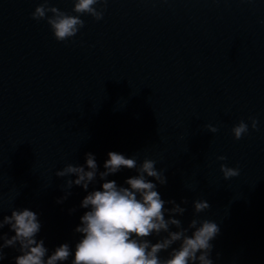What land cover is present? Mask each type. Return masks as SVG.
<instances>
[{"label": "water", "instance_id": "1", "mask_svg": "<svg viewBox=\"0 0 264 264\" xmlns=\"http://www.w3.org/2000/svg\"><path fill=\"white\" fill-rule=\"evenodd\" d=\"M40 3L0 0V218L28 208L49 254L62 243L74 251L87 192L68 190L76 177L55 172L84 165L89 152L103 171L115 151L166 170L165 185L153 182L186 208L176 217L185 227L194 216L219 225L214 264H264V0H108L97 5L103 19L81 16L84 27L65 42L32 19ZM49 6L76 15L73 0ZM241 120L249 131L236 140ZM222 163L240 174L225 180ZM136 174L108 179L126 186ZM199 199L211 207L195 214ZM4 252L0 264H15L19 253Z\"/></svg>", "mask_w": 264, "mask_h": 264}, {"label": "clouds", "instance_id": "2", "mask_svg": "<svg viewBox=\"0 0 264 264\" xmlns=\"http://www.w3.org/2000/svg\"><path fill=\"white\" fill-rule=\"evenodd\" d=\"M107 2L73 0L72 11L76 15H71L49 6L50 0H41L31 16L37 21L46 19L54 38L58 42H65L84 27L81 16L90 15L97 21L103 19L104 7L98 10L97 5L106 7ZM249 119L252 129L257 130L258 120L254 117ZM206 127L212 133L218 131L211 125ZM231 131L234 138L240 140L248 133L249 125L241 120ZM107 156L103 171L99 170L94 154L89 152L85 154L84 165L68 163L55 172L57 177H76L66 180L68 190L75 185L87 192L80 203V207L87 211L74 229L80 234L74 251L69 243H62L49 254L44 240L37 238L42 227L38 214L28 208H14L10 215L0 218V261L5 259L4 249L11 248L19 253L14 257L15 264H64L69 257H72L71 264H214L210 258L214 247L211 241L220 234L219 225L213 220L194 216L185 227L176 218L183 216L186 208L175 200L165 201L157 190L156 182L159 185L167 183L166 170L157 169V161L147 157L138 163L136 156L128 158L115 151L108 152ZM226 159L225 156L217 157L220 161ZM122 169L137 173L125 179L126 186L108 179ZM220 171L225 180L240 174L239 167L233 168L223 163ZM97 177L102 181L100 189L88 191ZM70 195V191H65L57 203H63ZM2 201L3 197L0 196V209ZM181 203L187 204L188 201L184 199ZM192 203L195 214L211 207L208 201L202 199ZM5 226L14 235L3 232ZM151 236L159 239L153 243L149 239ZM162 252H167V257H162Z\"/></svg>", "mask_w": 264, "mask_h": 264}]
</instances>
